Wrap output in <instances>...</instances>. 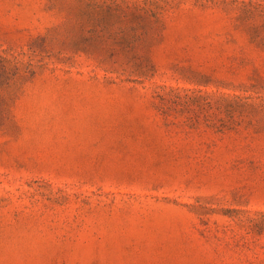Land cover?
<instances>
[{
	"label": "rangeland",
	"instance_id": "1",
	"mask_svg": "<svg viewBox=\"0 0 264 264\" xmlns=\"http://www.w3.org/2000/svg\"><path fill=\"white\" fill-rule=\"evenodd\" d=\"M0 264H264V0H0Z\"/></svg>",
	"mask_w": 264,
	"mask_h": 264
}]
</instances>
